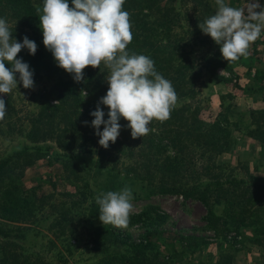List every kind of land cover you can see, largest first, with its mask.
I'll return each mask as SVG.
<instances>
[{"label":"rangeland","instance_id":"374dc122","mask_svg":"<svg viewBox=\"0 0 264 264\" xmlns=\"http://www.w3.org/2000/svg\"><path fill=\"white\" fill-rule=\"evenodd\" d=\"M227 1L233 7L246 3ZM214 2L158 0L151 12L137 7L130 14L133 33L160 38L167 46L165 56L192 67L185 75L196 79L194 93L177 95L174 107L191 103L198 119L221 121L227 130L223 150L217 153L191 143L176 153L164 142L167 154L175 157L161 177L152 178L163 168L157 166L164 162L160 149L147 154L145 140L131 137L126 120L122 123L131 148L125 155L114 151L100 155L99 136L91 123H72L64 131L57 123L46 124L51 114L47 107L56 103L54 93L48 92L50 85L60 78L72 80L71 74L45 63L42 80L31 89H25L16 74L17 88L0 94L6 104L0 120V158L26 149L0 173V228L20 236L0 235V264L4 258L9 264H130L121 256L131 255L130 244L146 241L149 247L140 264H264V115L256 124L251 114L264 110V31L247 57L225 61L219 45L198 27L216 12ZM258 2L264 6V0ZM31 3L35 8L43 6V0ZM11 6L8 0H0V18L6 20L15 40L22 42L25 36L31 40V30L42 34L39 23L16 18L17 10ZM166 9L169 22L161 17ZM26 50L17 54L25 63ZM48 53V61L53 60ZM206 64L215 65L214 73L207 72ZM109 75L110 70L104 78ZM152 122L148 127L157 133V120ZM159 140L155 137L156 143ZM232 178L261 185V191L251 194L249 212L239 227L228 218L225 225L214 223L209 213L227 216V205L235 200L238 206L245 185L205 187L213 179ZM125 186L134 197L127 227L102 225L99 209L96 216L89 215L98 193ZM201 193L206 202L200 200ZM10 204L15 206L12 212L6 208ZM108 228L115 234L103 239ZM93 239L100 243L99 249L93 248Z\"/></svg>","mask_w":264,"mask_h":264},{"label":"clouds","instance_id":"9594fccd","mask_svg":"<svg viewBox=\"0 0 264 264\" xmlns=\"http://www.w3.org/2000/svg\"><path fill=\"white\" fill-rule=\"evenodd\" d=\"M124 3L125 0H71L70 7L68 0H43L42 8L35 9L45 49L74 81L83 80V70L88 66L97 68L103 62L110 70L107 92L99 99L96 110L90 112L94 117L91 127L99 136L98 144L105 149L119 136L121 118L128 121L133 139L142 137L149 133L152 120L163 122L170 118L177 101L171 82L156 72L154 61L142 54L130 55L126 50L133 34ZM215 4V14L199 24V29L219 45L225 61L247 57L251 44L264 31V6L258 0H246L244 7L229 6L225 0H215ZM22 49L34 55L37 45L26 36L22 42L15 40L6 20L0 18V94L17 88V73L25 89L33 87V72L17 58ZM101 104L108 109L107 120ZM5 113V100L0 98V120ZM83 123L88 125L87 121ZM133 198L128 186L98 193L95 202L102 225L127 227Z\"/></svg>","mask_w":264,"mask_h":264},{"label":"trees","instance_id":"16d2710c","mask_svg":"<svg viewBox=\"0 0 264 264\" xmlns=\"http://www.w3.org/2000/svg\"><path fill=\"white\" fill-rule=\"evenodd\" d=\"M11 7L14 10H17L16 18H20L21 21H29V18H33L36 23H39V15L36 12V8L33 7L31 0H8ZM69 6L71 7V0H68ZM225 3L228 4V1L225 0ZM158 0H125L123 5V10L132 13L133 9L137 7L145 9V13L151 12V10L157 8ZM166 5V4H165ZM165 5H162L166 8ZM210 4L205 3L206 9H209ZM217 8L215 2L213 6V10ZM215 12L210 14L213 15ZM33 16V17H32ZM209 16V17H210ZM165 22H169L170 15L168 10L161 15ZM161 24V23H159ZM161 26V25H159ZM132 31V30H131ZM136 32V31H135ZM32 34L31 41H34L37 45V51L34 55H30L28 50L25 52V61L29 65L30 70L33 72V81L34 85H37L41 78L43 77L40 73V70L44 68L45 63L56 64L55 60L52 58L48 61L50 54L48 50L45 49L42 43V34L39 31L31 30ZM132 44L131 42L127 45V51L131 55L142 54L148 56L154 61V67L157 73L161 74L165 79L169 80L176 92L179 96H187L192 95L195 90V78L191 77V75L186 76V71H191V66L189 64L181 66L173 61L172 57L169 55L165 56V52L167 50V46L160 42V38L152 37V35H145L143 33H133ZM141 43L136 45L133 44L137 41ZM172 51H169L170 54ZM105 67L102 62L99 67L93 68L91 66L86 67L83 70L84 78L81 82H76L72 80H64L62 78L52 82L49 88L50 93H54L56 103L53 105H48L47 109L51 111L50 115H47V125H52L53 123H57L61 126V130L64 131L68 127V125L72 123H77L79 121H87L88 125L94 119L90 115V112L95 111L97 107V103L101 97H103L108 89V84L106 83V79L104 78L106 74L109 72V69L102 71ZM208 73H214L215 65H205ZM60 68V67H59ZM168 74V75H166ZM86 94V95H85ZM106 107L104 105H100V108L103 109ZM105 115L104 119H107V110H103ZM106 111V112H105ZM251 114L253 116V122L259 123V118L263 117L264 110H252ZM124 119L119 120V124L121 125L119 136L117 137L115 143L110 142L109 147L107 149L100 147L98 148V153L100 155L105 154L109 151H114L120 155L127 154V149L131 148V143L127 142V133L128 130L123 126ZM56 121V122H55ZM152 121H156L155 119ZM150 122L148 126H152L153 122ZM192 122H198L199 125H192ZM159 131L155 133L150 130L147 135L142 136L145 140V146L149 151H153L155 149H160L159 152L163 156V163H160L157 166H162L163 168L159 171H155V174L152 178L161 177L159 174H165V170L169 169V161L173 159L174 156L167 154L166 146L164 142H167V145L172 146L176 153L185 151V148H188L191 145L198 146L199 148H203L206 151H216L220 152L223 150V145L225 144L224 140L227 136L226 127L221 121L214 122H204L197 117V109L196 106H192L191 103H185L179 107H173L170 112V118L166 121L160 122L157 121ZM259 128V126H258ZM55 138H59L58 135H54ZM155 137H159V143L155 142ZM188 143V144H187ZM26 148L20 150H14L6 156L0 158V173L10 164L12 160H15L21 154H24ZM226 185H245L243 189L244 193L240 195V199L237 201L238 206L234 205L235 200L230 201L227 205L225 211L226 215H214L211 212L210 217L213 218L214 223L217 221L221 222L223 225L227 223L226 218L230 220L231 223L234 224L235 227H239L244 224L243 218L244 215L249 212L250 201L252 199V193L255 194L257 191H261V185L253 182L247 185L245 181L237 180V179H213L209 182L205 183V187L208 188L210 186L214 187H223ZM252 186L253 189H249ZM112 191V189H111ZM5 194V192H3ZM242 197V199H241ZM200 200L202 202H206L205 193L200 194ZM5 204V203H4ZM5 209V207H3ZM6 208L12 212L15 209L14 205L6 206ZM99 209V205L94 201L91 210L89 211L90 216H96L97 211ZM219 233V230H218ZM114 232L110 231L108 228L107 233L103 236V239H109L114 236ZM0 235L5 238H15L19 237L18 233H11L6 229L0 228ZM92 242L93 248L99 249L100 243L97 242V239H93ZM149 247V242L146 241L144 243L138 244H130V256L122 255L121 259L128 260L130 264H140L142 260L145 259L144 253L146 249ZM15 259V258H13ZM113 259V258H112ZM4 264H9L8 259H3ZM111 262V261H110ZM109 262V263H110ZM12 264V263H11ZM29 264V262H28Z\"/></svg>","mask_w":264,"mask_h":264}]
</instances>
